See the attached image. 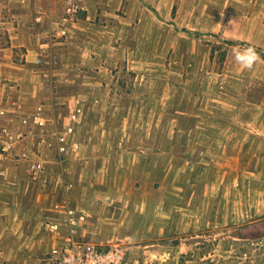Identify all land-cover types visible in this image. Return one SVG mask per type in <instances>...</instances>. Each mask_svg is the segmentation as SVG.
Segmentation results:
<instances>
[{"label": "rangeland", "instance_id": "374dc122", "mask_svg": "<svg viewBox=\"0 0 264 264\" xmlns=\"http://www.w3.org/2000/svg\"><path fill=\"white\" fill-rule=\"evenodd\" d=\"M34 1L0 0V264L66 207L119 264H264V0Z\"/></svg>", "mask_w": 264, "mask_h": 264}, {"label": "built area", "instance_id": "2783aa9c", "mask_svg": "<svg viewBox=\"0 0 264 264\" xmlns=\"http://www.w3.org/2000/svg\"><path fill=\"white\" fill-rule=\"evenodd\" d=\"M38 1L40 3L44 0H35L32 4H37ZM79 1L81 0H78L77 2ZM1 113L4 114L3 111H1ZM8 133L10 134L9 130ZM12 137H14V134L12 135ZM62 139H64V136L62 137ZM33 166L36 165L34 164ZM64 209H68V212L64 210V214L68 213V216H64L63 219L59 222H55L50 219L48 225L50 226V223L52 221L51 229H54L56 233L59 234L62 232L61 230L63 226L66 227V225H69V232L59 246L53 247L51 255L47 260V264H119L121 262V257L123 256L121 249H111L104 252L100 251L98 248L91 244L87 249H81L82 239H79V230L75 227L76 217L78 216V207L75 209L66 207ZM60 210L62 209L60 208ZM249 245H252L255 248L260 247L264 256V239H259L255 243L252 239ZM237 252L239 254L238 257L241 255L239 258L243 261H252L250 256L252 253L248 255L247 251L239 249Z\"/></svg>", "mask_w": 264, "mask_h": 264}, {"label": "clouds", "instance_id": "9594fccd", "mask_svg": "<svg viewBox=\"0 0 264 264\" xmlns=\"http://www.w3.org/2000/svg\"><path fill=\"white\" fill-rule=\"evenodd\" d=\"M233 57L235 62L246 70H251L260 59L255 47L253 46L235 50Z\"/></svg>", "mask_w": 264, "mask_h": 264}, {"label": "crops", "instance_id": "0c3cea01", "mask_svg": "<svg viewBox=\"0 0 264 264\" xmlns=\"http://www.w3.org/2000/svg\"><path fill=\"white\" fill-rule=\"evenodd\" d=\"M4 64L5 63H3L2 62V64H0V67L1 66H4ZM1 100H5V93H4V91H2L1 89H0V101ZM172 222H173V220H171ZM80 235L82 236V238H84V236H85V233H82V232H80ZM99 237V236H98ZM86 238H87V236H86ZM178 242V241H177Z\"/></svg>", "mask_w": 264, "mask_h": 264}]
</instances>
